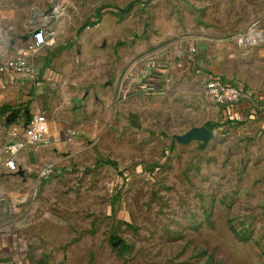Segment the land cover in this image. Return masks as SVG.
Listing matches in <instances>:
<instances>
[{
  "label": "rangeland",
  "instance_id": "374dc122",
  "mask_svg": "<svg viewBox=\"0 0 264 264\" xmlns=\"http://www.w3.org/2000/svg\"><path fill=\"white\" fill-rule=\"evenodd\" d=\"M0 12L54 32L36 57L47 148L23 176L54 264H264V0H0ZM208 76L244 90L231 114ZM194 126L213 138L176 142Z\"/></svg>",
  "mask_w": 264,
  "mask_h": 264
},
{
  "label": "crops",
  "instance_id": "0c3cea01",
  "mask_svg": "<svg viewBox=\"0 0 264 264\" xmlns=\"http://www.w3.org/2000/svg\"><path fill=\"white\" fill-rule=\"evenodd\" d=\"M55 14L59 16L60 13ZM31 20L37 21L26 18L22 22L21 18L17 22L16 18L0 12V64L24 50L27 42L25 34L29 33ZM36 65L39 68V64ZM48 75L45 70L36 85L23 74L0 72V113L19 104L26 105L31 111H39V98L47 92L50 84ZM236 105L240 104L227 107L225 113L231 114ZM9 139V132L0 122V148ZM46 148L45 145H38L18 154L14 171L0 161V264H54L55 258L47 257L45 244L32 225L30 208L26 203L31 192L23 177L41 170L40 161L44 160Z\"/></svg>",
  "mask_w": 264,
  "mask_h": 264
},
{
  "label": "built area",
  "instance_id": "2783aa9c",
  "mask_svg": "<svg viewBox=\"0 0 264 264\" xmlns=\"http://www.w3.org/2000/svg\"><path fill=\"white\" fill-rule=\"evenodd\" d=\"M34 18L37 21H30L29 36L24 50L20 51L17 56L3 61L0 64V72L23 74L37 85L40 83V77L36 57L42 48L50 44L49 37L53 36L54 32L50 31L44 22H40V19ZM204 91L215 105L226 108L245 98L242 87L218 76H208L205 79ZM250 101L254 103L253 99ZM0 122H3L10 137L9 141L0 148V161L8 169L14 171L18 154L46 140L49 134L48 121L40 111H31L26 105L19 104L1 113Z\"/></svg>",
  "mask_w": 264,
  "mask_h": 264
},
{
  "label": "water",
  "instance_id": "95a60500",
  "mask_svg": "<svg viewBox=\"0 0 264 264\" xmlns=\"http://www.w3.org/2000/svg\"><path fill=\"white\" fill-rule=\"evenodd\" d=\"M214 136L212 130L204 127V126H194L186 130L181 135H175L177 143L187 144L191 141H200L202 145H205L209 140H211Z\"/></svg>",
  "mask_w": 264,
  "mask_h": 264
},
{
  "label": "trees",
  "instance_id": "16d2710c",
  "mask_svg": "<svg viewBox=\"0 0 264 264\" xmlns=\"http://www.w3.org/2000/svg\"><path fill=\"white\" fill-rule=\"evenodd\" d=\"M9 108H10V107H8L6 110H8ZM6 110H5V111H6ZM5 111H4V112H5ZM16 111H17V110H16ZM2 113H3V112H2ZM0 114H1V113H0Z\"/></svg>",
  "mask_w": 264,
  "mask_h": 264
}]
</instances>
